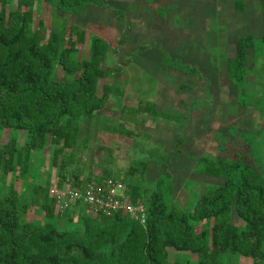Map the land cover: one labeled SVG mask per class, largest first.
Returning <instances> with one entry per match:
<instances>
[{
    "label": "rangeland",
    "instance_id": "374dc122",
    "mask_svg": "<svg viewBox=\"0 0 264 264\" xmlns=\"http://www.w3.org/2000/svg\"><path fill=\"white\" fill-rule=\"evenodd\" d=\"M239 3L243 8L237 10ZM107 4L111 9L90 5L80 15L59 12V19L52 18L47 3L36 6L35 25L42 20L51 28L62 20L67 34L77 26L85 30L88 41L98 35L111 44L116 52L108 54L104 66L113 76L105 80L120 86L122 94L111 96L97 113L88 136L82 121L75 148L64 149L56 164L52 148L47 147L31 152L25 171L17 158L15 171L5 173L1 166L0 197L11 195L28 203L23 220L47 221L41 201L48 192L62 216L59 225L71 217L74 224L66 229H82L83 217L101 216L84 200L85 190L97 189L111 178L123 185L117 190L123 205H135L126 182L138 181L153 189L166 172L173 178L172 202L191 211L207 186L224 182L196 172L195 158L201 156L233 158L241 152L264 173L262 0H107ZM116 10L123 11L125 18ZM245 33L253 35L254 46L247 53L246 81L237 87L229 79L227 59L235 54L236 37ZM86 46L79 45L80 53L88 51ZM163 50L173 60L195 66L201 77L173 68L162 70ZM150 103L175 119L137 111ZM12 138L18 147L24 146L27 133L0 132V144ZM140 162L147 167L131 174V167ZM37 198L40 203H34ZM144 206L147 212V203ZM232 219L235 225L241 223L235 213ZM195 225L197 231L205 227L203 222ZM169 260L199 264L200 259L191 251L170 248ZM209 264H264V260L220 253Z\"/></svg>",
    "mask_w": 264,
    "mask_h": 264
},
{
    "label": "trees",
    "instance_id": "16d2710c",
    "mask_svg": "<svg viewBox=\"0 0 264 264\" xmlns=\"http://www.w3.org/2000/svg\"><path fill=\"white\" fill-rule=\"evenodd\" d=\"M42 2L51 6L55 19L59 12L80 15L90 5L111 9L107 0H0V132L27 133L24 146L18 147L15 138L0 144V168L5 173L15 171L16 158L25 171L31 152L47 147L56 164L64 149L75 148L82 121L88 136L97 113L111 96L122 94L120 86L105 80L113 76L104 66L108 54L116 52L111 44L98 35L88 41L85 30L77 26L67 34L62 20L52 19L51 28L42 20L35 25L36 6ZM262 4L264 9V0ZM240 5L237 10L243 8ZM115 12L125 18L123 11ZM80 44L88 51L80 53ZM253 46L252 34L237 36L235 54L227 59L229 79L237 87L248 76L247 53ZM161 68L201 77L195 66L173 60L164 50ZM138 108L154 117L175 119L155 103ZM195 162L196 172L224 182L207 186L191 211L172 202L170 172L160 176L153 189L126 182L132 202L148 205L145 224L117 211L85 216L82 229L67 230L73 218L59 225L62 216L48 192L41 201L47 219L43 224L22 219L28 203L11 195L0 197V264H178L169 260L170 248L197 254L199 264H209L220 253L264 260V173L241 152L233 158L201 156ZM138 167L144 170L147 164L132 166L130 173ZM199 222L205 224L201 231L194 228Z\"/></svg>",
    "mask_w": 264,
    "mask_h": 264
},
{
    "label": "built area",
    "instance_id": "2783aa9c",
    "mask_svg": "<svg viewBox=\"0 0 264 264\" xmlns=\"http://www.w3.org/2000/svg\"><path fill=\"white\" fill-rule=\"evenodd\" d=\"M122 186V183L110 178L104 181L103 186H99L97 189L92 188L91 190H85L82 194L85 196L84 200H86L94 210H97L95 215L100 213L101 215L103 213L109 215L110 213L123 211L126 214L129 213L131 216L135 217V220H139L141 224H145L148 211L144 212V203L138 202L135 205L124 206L122 201H120L121 196L117 192Z\"/></svg>",
    "mask_w": 264,
    "mask_h": 264
}]
</instances>
